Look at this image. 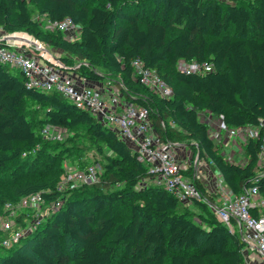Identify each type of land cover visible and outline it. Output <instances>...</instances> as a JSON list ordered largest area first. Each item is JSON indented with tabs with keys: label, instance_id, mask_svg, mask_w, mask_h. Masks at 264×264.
<instances>
[{
	"label": "trees",
	"instance_id": "1",
	"mask_svg": "<svg viewBox=\"0 0 264 264\" xmlns=\"http://www.w3.org/2000/svg\"><path fill=\"white\" fill-rule=\"evenodd\" d=\"M29 5L51 21L70 17L78 37L42 28ZM0 28L24 31L61 51L57 57L79 76L97 82L117 78L122 98L148 108L162 140L193 149L235 193L256 184L264 197V179L255 180L259 141L248 139L247 160L236 163L199 118L200 111L222 114L230 127L264 120V0H0ZM135 58L171 85V97L132 77ZM178 59L213 68L186 74L177 69ZM70 60L84 65L66 64ZM26 100L44 107L34 122ZM47 123L73 131L75 139L83 130L106 159L104 174L94 188L72 197L46 182L15 186L17 199L41 192L46 202L61 200V205L18 244L4 247L0 240L8 249L0 264H243L241 237L206 203L193 202L204 214L157 185L138 188L147 167L114 130L59 92L27 86L19 71L0 63V169L39 146L38 138L49 141L40 133ZM105 147L110 154H104ZM185 173L192 176V169ZM193 179L207 195L200 179ZM127 197L139 201L128 202L129 219L118 222L116 203ZM207 198L214 202L215 196ZM64 239L78 246L71 255L64 251ZM118 248L124 257L117 258Z\"/></svg>",
	"mask_w": 264,
	"mask_h": 264
},
{
	"label": "built area",
	"instance_id": "2",
	"mask_svg": "<svg viewBox=\"0 0 264 264\" xmlns=\"http://www.w3.org/2000/svg\"><path fill=\"white\" fill-rule=\"evenodd\" d=\"M45 29L59 30L71 40L77 38L80 32L70 17L53 21L46 19ZM49 48L24 31L5 32L0 28V63L8 65L13 71H19L27 86L46 92H59L77 107L87 110L105 126L109 125L147 167L148 176L140 180L138 188L147 187L149 184L157 185L173 194L186 207L197 200L206 203L220 222L241 237L244 245L243 264H264V197L258 186L254 184L240 193H235L218 173L208 193L219 197L220 202H210L193 179H199L194 170L197 156L191 161L190 155L189 160L181 162L175 152V146L179 143L160 138L150 119L148 108L124 100L119 89L121 99L105 88L86 84L84 81L87 78L62 68L67 66ZM131 65L134 79L161 97L173 95L171 85L154 69L146 67L140 58L133 59ZM176 67L190 74L208 72L213 65L178 59ZM210 115L214 114L199 112V118L207 123L208 132L216 144L226 142L225 137H232L233 145L240 143L243 146L248 139L259 141L255 180L264 179V120L254 125L230 127L222 114L214 115L213 119ZM66 131L62 127L47 123L40 133L44 139L59 140ZM189 168L192 169L193 177L185 173ZM96 172L95 166H88L82 171L68 174L66 181L92 183L98 179ZM44 202L46 201L41 192L23 195L15 204L5 202L0 226L9 235L1 241V245H16L33 231L39 224V210ZM48 204L50 208L46 215L58 208L61 200ZM21 207L33 208L32 215L36 217L31 220L30 227L25 228L26 230L15 227V210Z\"/></svg>",
	"mask_w": 264,
	"mask_h": 264
},
{
	"label": "rangeland",
	"instance_id": "3",
	"mask_svg": "<svg viewBox=\"0 0 264 264\" xmlns=\"http://www.w3.org/2000/svg\"><path fill=\"white\" fill-rule=\"evenodd\" d=\"M87 3L89 4L90 2ZM29 8L32 18L36 19L42 28H45L46 19L44 18V16L39 14L36 7L29 5ZM49 49L52 51L53 55L58 56L57 53L53 51V49ZM66 64L73 66L84 65L83 62H79L77 60H70L69 63ZM102 85L105 89L116 93L117 97L120 98L117 78L105 79L104 81H102ZM107 101L109 102V100ZM23 105L32 122H34L37 117L43 115L44 113L43 106L36 104L30 100H26ZM73 134V131H66L63 134L62 138L59 140L44 141L41 138H38L39 146L31 151H26V153L18 157L16 161L0 169V221L3 217L4 203L10 202L11 204H15L18 201L14 193L15 186L21 185L25 182H46L51 188H56L57 190H59L63 196L72 197L81 194V192L85 189L91 187L94 188L95 184L93 183L102 179V176L104 174L103 165L106 161L104 155L97 152V150L95 149V145L86 138L85 132L83 130H78L79 135L77 139L73 138ZM225 139L226 142H217L220 151L225 155V157L233 160L236 163H242L246 161L247 156L244 155L243 146L240 143L238 145H233L232 137H225ZM188 145L190 147V144ZM192 152H194L193 149H191L190 152L191 161H193V159H195L196 157V154ZM104 154H110L107 147L104 148ZM50 156H54L53 161L49 159ZM197 159L198 160L196 161V165L197 167L199 166L200 170L203 171V173H205L207 176H217L218 172L216 169L211 168V166L202 159H199L198 157ZM88 166H95L98 178L96 181L92 183H83L79 181H77L76 183H72L66 181L68 174L75 171H82ZM120 186L121 185L116 184L114 188H118ZM202 189L203 191L206 190L204 186ZM205 192L208 195V191ZM133 201H139V199L127 197L124 200H120L116 203V221L126 222L129 219L128 202ZM214 202L219 203V197H215ZM48 208H50V204H48V202H44L41 205L39 210V214L41 213V216H39L38 218L39 223L44 220L46 213L49 210ZM189 209L205 214V212L194 203L189 206ZM15 211L17 214L15 227H21L26 230L25 228L30 227L31 220L36 218L32 215L34 213L33 208L21 207L16 209ZM8 235L9 232L2 230L0 226V240L2 241L3 239L7 238ZM63 247L64 251L68 255H71L78 248V246L69 239L63 240ZM243 248L244 245L242 246V249ZM6 251H8V249L0 246V254ZM116 253L117 258L124 257L122 248H118Z\"/></svg>",
	"mask_w": 264,
	"mask_h": 264
},
{
	"label": "crops",
	"instance_id": "4",
	"mask_svg": "<svg viewBox=\"0 0 264 264\" xmlns=\"http://www.w3.org/2000/svg\"><path fill=\"white\" fill-rule=\"evenodd\" d=\"M53 51H55V52L57 53V55L61 54V51H59V50H57V49H55V50H53ZM54 56H55V55H54ZM66 66H67V65H66ZM67 67H69V68L67 69L68 71L73 72V71L71 70V68H72L71 66H67ZM84 82H85L86 84H89V85L94 86L95 88H97V87L104 88L103 85H102V81H101V82H97V81H94V80L86 79ZM209 117H210L211 119L214 118V116H212V115H210ZM175 152H176V156H177V158H178L181 162H183V161L187 160V159L190 157V152H191V150H189V148H188L187 146L179 144V145H176V146H175ZM231 153H232V152H231ZM231 153H230V154H231ZM230 154H228V155H230ZM188 160H189V159H188ZM202 160H203V159H202ZM203 161H204V160H203ZM194 170H195V175H197V177H199V179H200V181L202 182L203 186L206 188V191H208V190H209V187L213 185L214 180H215V177H214V176H209V175L207 176L205 173H203V171L200 170L199 166L197 167V165H196V167H194ZM213 179H214V180H213Z\"/></svg>",
	"mask_w": 264,
	"mask_h": 264
},
{
	"label": "water",
	"instance_id": "5",
	"mask_svg": "<svg viewBox=\"0 0 264 264\" xmlns=\"http://www.w3.org/2000/svg\"><path fill=\"white\" fill-rule=\"evenodd\" d=\"M62 68L68 69L69 67H62Z\"/></svg>",
	"mask_w": 264,
	"mask_h": 264
}]
</instances>
